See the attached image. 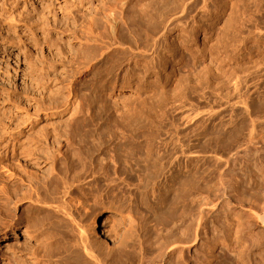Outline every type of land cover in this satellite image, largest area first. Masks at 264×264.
<instances>
[{"label":"rangeland","instance_id":"1","mask_svg":"<svg viewBox=\"0 0 264 264\" xmlns=\"http://www.w3.org/2000/svg\"><path fill=\"white\" fill-rule=\"evenodd\" d=\"M113 1L0 0V116L6 111L5 119L16 127L9 150L13 142L51 130L78 113L83 77L76 67L83 64L82 53L90 45L82 33L89 30L97 49L104 48V13ZM164 1L143 12L146 29L139 40L135 37L138 42L127 38L141 47L135 53L151 68L135 91L137 79L125 78L129 65V72L138 70L128 62L130 52L122 55L124 63L114 53L120 57H113L112 65H119L111 66L109 75V63L99 64L103 78L96 92V127L107 145L103 153L99 150L100 157L111 151L107 160L113 182L106 187L99 165L96 188L101 200L94 208L89 201L79 208L91 215L85 227L96 241L102 238L104 219H124L136 253L157 234L175 238L177 245L186 243L178 255L165 249L152 257V249L154 260L147 264H264V225L251 213L258 208L264 212V0H188L191 7L185 9L164 7ZM77 51L82 60L74 56ZM128 83L132 88H120ZM51 94L62 102L58 113L47 108ZM248 134L255 142L247 140ZM257 136L262 137L261 145ZM245 146L250 147L247 155H233ZM4 153L0 148V155ZM16 162L26 178L18 184L25 190L35 169L23 171L22 163ZM118 165L126 166L124 172L122 167L117 171ZM5 170L7 176L10 171ZM3 185L0 182V188ZM43 202L37 205L45 207L47 201ZM48 203L50 210L54 204ZM28 205L12 203L7 215L0 213V264H32L29 248L47 256L49 247H56L47 234L41 240L21 235L13 240L16 245L3 246V233L12 224L24 227L26 208L32 209ZM64 223L59 229H65Z\"/></svg>","mask_w":264,"mask_h":264},{"label":"bare ground","instance_id":"2","mask_svg":"<svg viewBox=\"0 0 264 264\" xmlns=\"http://www.w3.org/2000/svg\"><path fill=\"white\" fill-rule=\"evenodd\" d=\"M162 3H165L163 4L164 7L174 6L181 7L184 9L187 6L188 8L191 7V5L189 7L188 0H165ZM112 4L113 7H111L106 11V13H104L105 20L108 24V31H106V33L108 32V37L106 41H103L101 44L102 47L105 48L104 51V48L101 50V47L99 45L98 46L100 47V50L97 49L96 44L98 41L90 32H88L89 30L86 29V32L82 33V36L88 37L86 39H88L90 45H84V50L86 49V51L82 53L83 61L81 62H83V64L79 67H76V72L83 77L80 80L83 87V91H81V88L79 89L81 92L80 98L82 100V103H80L81 106L78 113L77 111H75L76 115L74 112L71 118L66 119L57 126H54L51 130L41 129L33 135L27 137L24 141H19L18 143L13 142L11 150H9V146L11 144L12 139L11 135L16 127L11 126V120L5 119L6 111H3V115L0 116V148L6 150L7 152V154L4 153L0 155V182L4 184L0 188V213L2 215L4 214L5 216V214L8 213V206L12 203L15 206L21 202H27V204L32 205V209L28 210L29 207L26 208L27 216H23L25 217L26 222L25 224H23L24 227L22 229H18L20 227H18L17 224H12L10 230L8 229V231L3 233L2 240H5L4 242H6L3 246L9 248L10 246L12 247L14 243L16 245L17 242H14L13 240H16L21 235L35 238L36 240H41L44 234H47V236L50 235L54 245L56 246L53 247V245L52 247L53 249H56L53 250L51 247H49L50 249L47 251V256L46 254L44 256V253L40 254V252H38L36 248L31 247L28 249V257L30 256L31 261H33L34 264H46V262L49 263L50 261H53V263L55 264H147L148 260L150 261L151 259H153L151 258V255L153 254L152 257H156V255H158L161 250L168 249L171 254L178 252V255L181 254V252L183 250H186L187 248L186 243L184 241L182 242V240H178L182 242V245H177L178 242H176L175 238H163L162 234V236H158L159 234L156 233L157 237L155 236L153 238L151 236L153 239H144L146 243L140 245L141 249H139L140 251L136 253L133 248L134 243H132V245L129 243L133 240L128 242V238L130 237L128 234L129 232L127 233L125 230L126 228L124 229L125 220L122 218L118 219L117 217H110L102 221L101 226L99 228L102 238L99 237L100 239L94 241L90 238V232H88L87 228L85 227L86 225L84 224L85 220L88 217L91 220V215H88L89 212L87 213V215H85L83 214L85 212L82 213L80 212L82 211V209H79L81 207L80 205H83L85 202L88 203L89 201L91 203H89V205L93 206L101 200L100 198L102 194L99 193L101 190L96 188V186L99 185L97 184L98 179H100L101 177V175H99L100 177L98 178L97 175L100 172L98 171L99 169L97 170L99 165L100 168L103 167V178L101 179L105 180V184L107 185L106 187H108L111 181L113 182L111 177V174L113 173H111L112 171L110 169L111 165H109L107 160V158H109L108 154L111 151L108 154L107 152H104L105 155L107 154V157H100L99 150H101V153H103L102 150L105 149L107 145L105 144V140L102 139L104 137H102V135L100 134V130V133H98L97 128L99 126L96 127L98 118L97 114L99 111V106L96 104L98 100L96 92L99 80L103 78L99 70V68L101 69L100 65L103 63H109V67H106L108 70L106 72L107 74L105 73L106 75H109L108 72H111V70L113 69L112 67L116 68V66L119 65L118 63L116 66L112 65V63H115L113 57L118 60V58L120 57L119 55H123L126 57V54L130 52L127 58L129 60L128 62H133L134 65L132 66H137L138 70L134 72H129V65L128 68L125 69L126 74H123L126 75L125 78L128 81L134 78L137 79L135 80L136 82L133 87V90L135 91L137 85H139L141 82L142 75L144 76V74L148 72L151 68L149 66L150 62H148V60L141 61L140 59H138V57L140 56L135 53V50L139 47H137V44L136 46H134L132 45V43H128L127 38L131 37L132 39H135V37H140L138 35H144L142 34V32L144 31L143 29H146L144 28L146 26H144V21L142 19L143 12L153 7H160L161 5L159 0H114ZM113 9H117L118 13L120 14V17H117L115 15ZM138 40L136 41L135 39L136 43L138 42ZM56 41L58 42V39ZM81 45L82 43L80 44V46ZM140 49L141 47L139 48V50ZM60 52L61 47L59 43V47L56 48L55 54L58 55L60 54ZM114 53H119V57L114 55ZM99 55H101V58L97 59L99 58ZM74 56H76V59L82 60V57L79 56L78 51L75 52ZM123 56L122 58H124ZM127 59L124 58L125 61H123V63L126 62ZM110 67L112 68L111 70ZM130 68L134 70L135 67ZM103 69L104 70L102 71H105V66L103 67ZM154 73H157V70H155ZM105 79L106 78L104 77V80ZM126 87L132 88L130 83L126 85H120L121 89ZM76 92L79 93V91ZM131 96L136 95L131 94ZM48 100L49 105L47 108L52 113H58V109L62 106V102L55 96L52 97V94L49 95ZM247 136L249 137H247V140L249 139V142L253 141L252 134H250V136L248 134ZM257 137V139H260V141L257 140L259 143L263 141H261L262 137ZM244 138L246 140V137ZM258 142H256V145L259 146ZM262 143H260V145ZM248 148L250 150L249 146L242 147L241 149L239 147V150L236 153H233V155L236 154L241 156L245 152H248ZM257 149L260 151L259 147H257ZM253 152L256 151L254 150ZM245 155L247 154L245 153ZM117 158H120V156ZM139 159L140 158H138V160ZM231 159H227V162L230 163ZM17 160L19 161V163H22L21 167H23V171L25 168L35 169V173H32V171L30 172L29 170V172L31 173V177L28 180V188L26 187L25 190H22L18 184L19 180L21 182L23 181V179L26 178H22V174L18 169L19 165H17V162L15 163V161ZM123 164L124 163L122 162V165ZM119 165L116 168L117 171L119 169L118 167H120ZM121 167L122 170H125L126 168V166ZM5 169H7V171H10L7 176L5 175ZM108 192L109 190L107 189V191L105 192L107 195L105 196H109ZM42 201H45L43 203H46V201L47 203L48 201L52 202V204L54 205L50 206L53 208L49 210V208L47 207V203L46 206H44L48 209H45L43 205H37V203ZM85 205L83 206L85 207ZM90 208L92 207L89 206V210H91ZM255 208L257 209V207ZM258 209V211L253 210V212L251 213L261 222L262 225H264V212H261L260 208ZM62 215L66 216L65 220L67 221V223L61 218ZM9 216L10 215H8V217ZM49 218H52L53 220L49 221ZM59 218H61L62 220ZM46 220L48 221L45 222ZM94 221L95 220L92 219L90 224L88 222L89 228L90 225L91 227L92 225H94ZM60 223H64V226L67 225L65 229H59V226H63ZM45 225L47 227H45ZM43 226L44 228H42ZM135 237L137 236L135 235ZM50 240H46L47 243H50ZM151 250L153 251L152 254ZM53 263L51 262V264Z\"/></svg>","mask_w":264,"mask_h":264}]
</instances>
